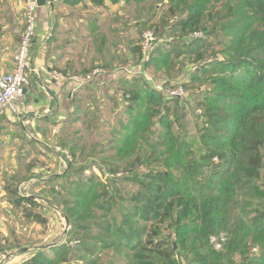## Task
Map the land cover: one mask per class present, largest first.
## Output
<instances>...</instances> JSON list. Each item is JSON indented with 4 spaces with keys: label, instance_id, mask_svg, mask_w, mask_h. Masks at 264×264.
Listing matches in <instances>:
<instances>
[{
    "label": "trees",
    "instance_id": "obj_1",
    "mask_svg": "<svg viewBox=\"0 0 264 264\" xmlns=\"http://www.w3.org/2000/svg\"><path fill=\"white\" fill-rule=\"evenodd\" d=\"M169 12L176 17L169 33L186 40L160 37L145 63L169 75L193 69L180 84L195 89L201 120L186 129L176 105L188 100L152 88L147 112L138 110L131 119L137 118L136 128L129 123L118 132L114 149L133 166L127 176L105 180L86 174L90 165L74 168L66 156L67 170L44 184L50 193L65 195L68 235L77 234L78 248L70 238L37 250L23 264H98L97 257L79 254L95 255L98 248H113L128 264H264V0H170ZM161 17L151 14L139 25L163 35L167 22ZM199 33L202 37L188 42ZM132 53L145 55L141 44ZM125 92L127 113L133 115L142 90ZM108 166L116 174L123 165ZM10 192L26 219L47 224L39 210L43 204ZM115 208L125 220L113 230L102 218ZM93 230L100 234L91 235Z\"/></svg>",
    "mask_w": 264,
    "mask_h": 264
},
{
    "label": "rangeland",
    "instance_id": "obj_2",
    "mask_svg": "<svg viewBox=\"0 0 264 264\" xmlns=\"http://www.w3.org/2000/svg\"><path fill=\"white\" fill-rule=\"evenodd\" d=\"M169 7L170 0H110L108 6L103 8L106 16V29L101 31V35L105 36L106 44H91L89 47L90 55L92 56L90 64L78 65V70L74 71L73 74L81 73L85 75L86 72L89 73L99 67L103 70V73L99 75L98 79H94L87 84L84 83L87 87H80L81 89L78 87L80 91L78 90L79 92L74 95V100H76L74 101V106H76L75 113L69 117L64 126L59 127V129L53 128V133L48 130L44 132L43 130V137L49 147L46 148L44 146L46 156H42V164L39 165L42 175L38 177H42L44 180L50 178V170L60 173L63 169L61 161L63 153L67 155L69 160L73 161L74 168L90 165V171L86 172V174L93 173L105 180L111 179V177L123 178V176H127L129 170L133 167L126 166L131 159L130 157L120 159L121 155L114 148L120 144L121 134L119 135V133L124 132V127L130 123V128H136L137 118L134 121H131V119L137 114V111L139 110L143 114L147 112L149 108L148 96L152 88L166 91L169 95L172 91L183 88V94L175 97L188 100L189 102L184 101L182 105H176L178 108L176 110L177 114L185 116L183 119L180 118L179 123L183 122L185 128L191 129L201 120L200 116H197L199 108L197 106L198 100L194 99L196 98L195 89H187L180 84L183 81H189L190 73L193 69L189 67L186 72L183 70L184 73L183 71L177 73L178 70H176L174 74L169 75L163 67L161 69L160 67L154 68L145 63L146 59L149 58L145 56H148L153 48L160 43L158 41L160 37L165 40L174 39L179 42L186 40L180 37V33L178 35L169 33V26L173 25L176 20V17L170 14ZM155 13H158L157 20L164 16L167 26L163 31V35L155 34L154 40L150 42L151 44H145L144 33L148 30L154 31V28L148 27L150 26L148 24L145 26L144 24L139 25V23L146 22L145 20ZM153 22L156 21L154 20ZM142 30H144L143 33ZM97 34L92 33L93 41L96 40ZM195 37L196 35L188 39V42ZM211 39L217 40L219 37L213 35ZM226 39L228 44H230V38L227 37ZM137 44L144 46L145 55L142 59L132 53V47ZM99 45L100 51H98ZM98 54L102 55L100 60H98ZM226 54H220V56L226 59ZM158 69H160L159 73L157 72ZM81 74L77 75L82 76ZM145 82L149 84H147V87H142ZM166 82L169 84L166 85ZM131 87L141 89L143 98L138 103H133L135 104L133 115H128L127 109L130 101L126 98L125 90ZM202 87L206 90L209 87V82L203 84ZM173 106L176 107L175 103ZM57 132L59 133L58 137H56ZM66 142H70L68 146L64 144ZM72 147H75L74 157ZM49 153H51V156L47 155ZM67 161L66 163H68ZM112 162L123 165L119 171L120 173H110L108 163ZM137 169L139 172H143L145 167L140 166ZM77 176L82 177V174H77ZM43 181L37 182L36 193L39 199L42 200V204L45 205L39 210L45 216L47 215V224L38 223L39 225H37L35 230L36 236L38 238L44 237L45 240H31L27 237L26 240L22 239L19 241V244L16 242V238L1 240L0 244L4 243L1 245L2 250L7 254L17 255L27 251L29 253L28 257H31L33 253L43 247L56 245L70 238H72L71 246L73 249L78 248V244L75 242L77 234L73 237L68 235L71 225L66 218L67 212L63 203L65 195L58 196L50 193L48 185L44 184ZM54 184L56 185L57 183L54 182ZM126 186L131 190L136 188L130 183H126ZM19 217H21L19 223L22 222L23 227H26L29 220L25 221L22 215H19ZM102 219L109 221L113 225V230H115L114 225H119L125 220L123 212L119 208H115ZM90 234L95 236L100 233H98V230H93ZM213 242L217 245L220 241L215 237ZM173 243L177 246L175 239H173ZM217 247L220 248V245L218 244ZM79 254L91 259L97 257L98 264H128L126 257L122 253H117L113 248L108 250L98 248L95 255H90V253L84 251H79ZM19 263L20 261L16 262V264ZM75 264H82V262L75 261Z\"/></svg>",
    "mask_w": 264,
    "mask_h": 264
},
{
    "label": "crops",
    "instance_id": "obj_3",
    "mask_svg": "<svg viewBox=\"0 0 264 264\" xmlns=\"http://www.w3.org/2000/svg\"><path fill=\"white\" fill-rule=\"evenodd\" d=\"M46 1L37 12L31 84L18 102V111H6L0 116V241L11 238L21 241L27 237L45 240L36 236L35 229L39 224L26 219L19 207L14 205L12 200L15 196L10 189H16L19 195L31 197L42 204L36 193L37 182L44 180L38 177L42 175L39 165L46 153L44 146L49 147L42 132L48 130L53 133V128L64 126L75 113L74 95L80 91L78 87H87L85 84L78 86L79 83L70 78L54 79L53 75L59 71L67 72L70 77L79 76L77 74L81 73L73 72L78 70V65L90 64V45L106 44L105 36L101 35V31L106 29L103 8L110 0ZM23 27L24 0H0V73L14 68ZM92 33H98L95 41ZM98 48L100 51V45ZM97 56L98 60L102 57L100 54ZM47 155L51 156V153ZM61 156L62 171L50 170L49 175L63 174L67 170V155L63 153ZM19 215L25 221L29 220L26 227L19 223ZM28 255L27 251L12 254L0 264H16L17 261L23 264Z\"/></svg>",
    "mask_w": 264,
    "mask_h": 264
},
{
    "label": "built area",
    "instance_id": "obj_4",
    "mask_svg": "<svg viewBox=\"0 0 264 264\" xmlns=\"http://www.w3.org/2000/svg\"><path fill=\"white\" fill-rule=\"evenodd\" d=\"M38 0H24V27L21 32L20 42L15 54L14 68L10 72L0 73V116L6 111H18L17 105L25 95L27 88L30 86L31 79L30 74L34 71L32 65V52L34 39L37 35V12H38ZM146 39L145 44H151L154 40V32L148 30L144 33ZM196 37H202V34H196ZM143 46V52L144 51ZM103 73L101 68H96L89 73L82 76H69V74H63L61 72H55L54 79L70 78L79 83L78 86H82L84 83L93 81L97 76ZM162 89V88H161ZM183 88L174 90L170 93V96H180L183 94ZM0 244V262L8 255L2 250Z\"/></svg>",
    "mask_w": 264,
    "mask_h": 264
},
{
    "label": "water",
    "instance_id": "obj_5",
    "mask_svg": "<svg viewBox=\"0 0 264 264\" xmlns=\"http://www.w3.org/2000/svg\"><path fill=\"white\" fill-rule=\"evenodd\" d=\"M47 3V1L46 0H38V5L39 6H43V5H45ZM176 246V245H175ZM8 255V257L9 256H11L12 254H7Z\"/></svg>",
    "mask_w": 264,
    "mask_h": 264
}]
</instances>
